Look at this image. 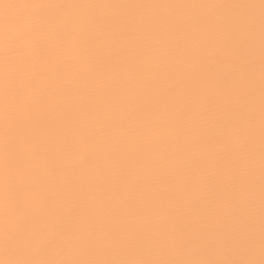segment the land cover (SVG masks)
Wrapping results in <instances>:
<instances>
[{
	"label": "snow or ice",
	"instance_id": "snow-or-ice-1",
	"mask_svg": "<svg viewBox=\"0 0 264 264\" xmlns=\"http://www.w3.org/2000/svg\"><path fill=\"white\" fill-rule=\"evenodd\" d=\"M0 6V264H264V0Z\"/></svg>",
	"mask_w": 264,
	"mask_h": 264
},
{
	"label": "bare ground",
	"instance_id": "bare-ground-1",
	"mask_svg": "<svg viewBox=\"0 0 264 264\" xmlns=\"http://www.w3.org/2000/svg\"><path fill=\"white\" fill-rule=\"evenodd\" d=\"M31 0H0V5L4 4H21L28 3ZM50 2L55 3H97V4H196V5H210V4H255L259 5L260 0H50ZM55 11V10H53ZM130 10L128 9H111V8H101V9H79V10H63L67 14H79L87 15L89 13L100 15V16H112V15H126ZM245 12L247 10H234L228 8H187V9H171V8H145L138 10L139 14L142 15H154V16H167V15H184L191 17H221V16H231L236 14V12ZM253 14L257 17V58H258V17L259 9L251 10ZM30 14V10L23 8H4L0 6V18L3 17H27ZM257 88H258V64H257ZM258 110V106H257ZM258 127V119H257ZM258 199H259V183H258V168H257V217H258Z\"/></svg>",
	"mask_w": 264,
	"mask_h": 264
}]
</instances>
